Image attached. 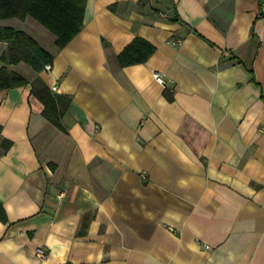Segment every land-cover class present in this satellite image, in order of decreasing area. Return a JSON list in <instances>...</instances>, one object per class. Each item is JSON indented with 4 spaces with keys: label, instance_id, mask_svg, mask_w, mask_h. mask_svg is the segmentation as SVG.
I'll return each instance as SVG.
<instances>
[{
    "label": "crops",
    "instance_id": "0c3cea01",
    "mask_svg": "<svg viewBox=\"0 0 264 264\" xmlns=\"http://www.w3.org/2000/svg\"><path fill=\"white\" fill-rule=\"evenodd\" d=\"M260 1L85 0L62 48L0 18L54 55L6 63L0 40V66L28 80L0 89V264H264ZM135 36L155 50L120 66ZM36 76L70 99L64 129Z\"/></svg>",
    "mask_w": 264,
    "mask_h": 264
},
{
    "label": "trees",
    "instance_id": "16d2710c",
    "mask_svg": "<svg viewBox=\"0 0 264 264\" xmlns=\"http://www.w3.org/2000/svg\"><path fill=\"white\" fill-rule=\"evenodd\" d=\"M84 9L85 0H0V18L32 17L53 34L57 48L65 46L81 30ZM0 40L7 43L1 54V60L6 63L24 61L33 70L40 71L53 62V53L22 29L0 26ZM154 50L155 46L150 41L135 36L117 53L116 59L120 66L140 63L147 60ZM27 83L22 74L5 65L0 66V89ZM30 92L43 104L42 114L58 128L64 129L60 119L70 99L64 97L59 103L58 96L38 76L31 81Z\"/></svg>",
    "mask_w": 264,
    "mask_h": 264
},
{
    "label": "built area",
    "instance_id": "2783aa9c",
    "mask_svg": "<svg viewBox=\"0 0 264 264\" xmlns=\"http://www.w3.org/2000/svg\"><path fill=\"white\" fill-rule=\"evenodd\" d=\"M259 16H260L261 18H264V0H261V1H260ZM45 68H50V65L47 64V65L45 66ZM153 76L155 77V79H156L158 82H160V83H165V80H164L163 76H162L159 72H154V73H153ZM51 87H52V89H56V84L54 83ZM62 194H63V192L60 193V195H62ZM206 247H208V245H206ZM37 252H38V254L41 255V256L45 254V253H44V250H43L42 248H37Z\"/></svg>",
    "mask_w": 264,
    "mask_h": 264
}]
</instances>
